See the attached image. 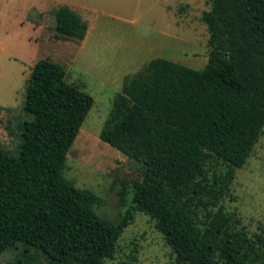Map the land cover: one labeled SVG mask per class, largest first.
I'll return each instance as SVG.
<instances>
[{
  "label": "trees",
  "instance_id": "trees-1",
  "mask_svg": "<svg viewBox=\"0 0 264 264\" xmlns=\"http://www.w3.org/2000/svg\"><path fill=\"white\" fill-rule=\"evenodd\" d=\"M209 2L205 67L152 59L113 99L99 137L145 167L116 223L63 176L93 98L61 65L34 64L20 143L14 154L0 144V255L19 249L6 264H105L133 211L154 221L176 264H264V234L248 236L221 205L264 131V0ZM87 29L68 7L56 10V38L81 41Z\"/></svg>",
  "mask_w": 264,
  "mask_h": 264
},
{
  "label": "rangeland",
  "instance_id": "rangeland-1",
  "mask_svg": "<svg viewBox=\"0 0 264 264\" xmlns=\"http://www.w3.org/2000/svg\"><path fill=\"white\" fill-rule=\"evenodd\" d=\"M61 6L88 24L83 40L56 38ZM209 10V0H0V144L14 154L20 143L17 125L30 119L23 102L34 64L48 59L61 65L67 82L93 98L63 176L99 198L93 209L100 217L118 222L133 206V184L143 179L145 167L99 137L113 99L125 79L152 59L204 68L210 48L202 14ZM221 205L240 219L248 236L264 234V131ZM18 252H3L0 264ZM105 264L176 263L154 221L133 211L114 258Z\"/></svg>",
  "mask_w": 264,
  "mask_h": 264
}]
</instances>
